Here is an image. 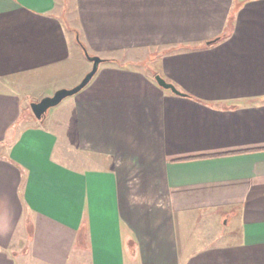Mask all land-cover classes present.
Returning a JSON list of instances; mask_svg holds the SVG:
<instances>
[{
    "label": "crops",
    "instance_id": "crops-1",
    "mask_svg": "<svg viewBox=\"0 0 264 264\" xmlns=\"http://www.w3.org/2000/svg\"><path fill=\"white\" fill-rule=\"evenodd\" d=\"M79 41L66 143L29 87ZM0 264H264V0H0Z\"/></svg>",
    "mask_w": 264,
    "mask_h": 264
},
{
    "label": "rangeland",
    "instance_id": "rangeland-1",
    "mask_svg": "<svg viewBox=\"0 0 264 264\" xmlns=\"http://www.w3.org/2000/svg\"><path fill=\"white\" fill-rule=\"evenodd\" d=\"M66 25H68V23ZM142 51L143 50L140 51L132 50L131 52L129 51L123 53L121 54V57L123 56L122 60L125 61V63L129 67H137V68L139 67L140 69L138 68V71L140 70L145 73L148 72L153 74L155 71L154 69L159 65L163 64V60L160 57L155 58L154 57L155 55L144 54L145 51L143 52ZM85 60L87 61L89 67H91L92 62L89 61L88 59ZM122 60L121 62H123ZM156 74L159 73H155V75ZM43 79L44 80L42 86L37 85L35 87L34 86L29 87L32 88L29 89L30 94L34 95L44 92L43 96H46V95H51L58 88L72 87V84L61 85V83L65 81L64 79L59 80L58 78H54V77H46V79L45 78ZM79 92L81 91H78L77 93ZM77 93L65 97L60 103H58L53 107H50L46 113V124L52 127L58 134L61 133L62 138L66 139V143H68L70 140L73 139V134H71L73 120H72V112L69 102L73 100L74 96ZM29 110H31L30 107ZM31 116H32L31 118H34L33 113H31ZM54 157H56V159H59V161H63V163L70 162L69 159L64 155V153H61L59 151L58 154L57 151H55V156L53 155V158ZM210 226L211 224L208 221L206 222L204 219H197L189 222L188 227L190 228V230H185L184 233L194 242L204 240L206 238V234H211V230L207 231L206 229V228H210Z\"/></svg>",
    "mask_w": 264,
    "mask_h": 264
},
{
    "label": "water",
    "instance_id": "water-1",
    "mask_svg": "<svg viewBox=\"0 0 264 264\" xmlns=\"http://www.w3.org/2000/svg\"><path fill=\"white\" fill-rule=\"evenodd\" d=\"M84 54L86 58L92 62V66L77 84L70 88H58L51 95H46L41 97L37 101L30 102V109L37 119H41L50 107L57 105L65 97L73 95L80 91L91 80L92 76L97 71L98 65L102 61V58L95 54H89L86 49H84ZM155 80L160 86L170 88L175 93H180L172 83L167 82L159 74L155 75Z\"/></svg>",
    "mask_w": 264,
    "mask_h": 264
},
{
    "label": "trees",
    "instance_id": "trees-1",
    "mask_svg": "<svg viewBox=\"0 0 264 264\" xmlns=\"http://www.w3.org/2000/svg\"><path fill=\"white\" fill-rule=\"evenodd\" d=\"M80 45L82 46L83 49H86L85 46L79 41Z\"/></svg>",
    "mask_w": 264,
    "mask_h": 264
}]
</instances>
